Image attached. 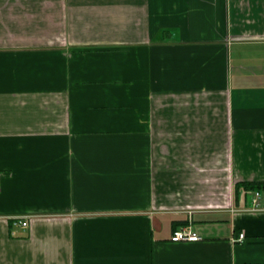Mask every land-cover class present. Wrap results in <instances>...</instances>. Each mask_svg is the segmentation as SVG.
Segmentation results:
<instances>
[{"label": "crops", "instance_id": "obj_1", "mask_svg": "<svg viewBox=\"0 0 264 264\" xmlns=\"http://www.w3.org/2000/svg\"><path fill=\"white\" fill-rule=\"evenodd\" d=\"M263 182L264 0H0V264H264Z\"/></svg>", "mask_w": 264, "mask_h": 264}, {"label": "built area", "instance_id": "obj_2", "mask_svg": "<svg viewBox=\"0 0 264 264\" xmlns=\"http://www.w3.org/2000/svg\"><path fill=\"white\" fill-rule=\"evenodd\" d=\"M260 199L261 194L260 191L253 192L252 200H251V208L248 211L257 212L260 211ZM18 224H20L22 227L27 226L26 221H19ZM244 238L243 234H240L238 238L235 240L236 242H241ZM201 238L198 236L191 225H187L184 228H180L176 231H174L171 235V241L174 242H196L199 241Z\"/></svg>", "mask_w": 264, "mask_h": 264}, {"label": "trees", "instance_id": "obj_3", "mask_svg": "<svg viewBox=\"0 0 264 264\" xmlns=\"http://www.w3.org/2000/svg\"><path fill=\"white\" fill-rule=\"evenodd\" d=\"M243 190V191H263L264 190V182L263 183H242V184H238L235 186V190L238 191V189Z\"/></svg>", "mask_w": 264, "mask_h": 264}, {"label": "rangeland", "instance_id": "obj_4", "mask_svg": "<svg viewBox=\"0 0 264 264\" xmlns=\"http://www.w3.org/2000/svg\"><path fill=\"white\" fill-rule=\"evenodd\" d=\"M249 197H250V194H248V199H249ZM261 199H262V201H264V191L261 192Z\"/></svg>", "mask_w": 264, "mask_h": 264}]
</instances>
